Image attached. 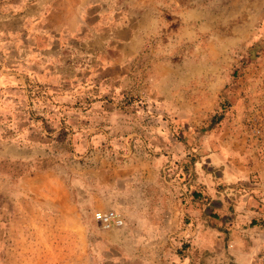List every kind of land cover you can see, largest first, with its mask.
<instances>
[{
  "label": "rangeland",
  "instance_id": "obj_1",
  "mask_svg": "<svg viewBox=\"0 0 264 264\" xmlns=\"http://www.w3.org/2000/svg\"><path fill=\"white\" fill-rule=\"evenodd\" d=\"M22 1L0 0V7L8 5V9ZM201 5L186 0V9L175 16L179 32H170L163 52L140 55L130 94L108 102L123 107V118L80 109L53 112L48 107L53 99L38 91L34 80L0 79V264H250L246 237L242 233V242L234 245L230 226L222 225L228 217L213 216L217 231H210L211 223L194 224L178 213L171 222H146L154 205L143 199L137 205L144 221L133 222L112 208L123 215L125 225L105 230L95 220L98 211L89 207L90 193L79 189L74 180L96 163L80 159L90 146L73 143L74 137L120 138L103 146L122 152L148 151L153 147L149 135L158 120L168 122L162 131L167 140L161 138L156 145L167 143L177 151L172 168L191 169L189 159L195 150L210 151L214 143L219 145L217 152L229 150L237 166H243L252 138L246 134L247 122L264 120V111H256L257 105L240 106L248 97L256 98L264 85L260 76L249 77L264 76V61L260 63L264 0H203ZM8 50L0 48V59ZM19 56L16 50L15 61ZM6 66L0 64L2 70ZM160 69L164 75L186 72L184 79L180 75L172 81V94L165 100L185 108L173 107L169 112L157 108L163 100L154 97L152 89L161 86ZM85 100L75 103H90ZM259 151L256 147L255 153ZM134 161L120 156L115 162L126 166ZM163 163L170 165L165 159ZM154 233L157 238L152 239Z\"/></svg>",
  "mask_w": 264,
  "mask_h": 264
},
{
  "label": "crops",
  "instance_id": "obj_2",
  "mask_svg": "<svg viewBox=\"0 0 264 264\" xmlns=\"http://www.w3.org/2000/svg\"><path fill=\"white\" fill-rule=\"evenodd\" d=\"M194 1L202 6L203 0ZM185 4L186 0H23L8 9V5L2 6L0 48L9 50L0 59V64L7 65L4 70L0 67V79L2 82L17 78L24 82L34 80L39 84L36 89L53 99L54 103L48 105L53 112L80 109L123 118V107L108 102L130 94L143 52L152 57L161 54L170 32H179L180 23L175 16L181 14L183 7L186 9ZM16 50L20 55L17 61ZM263 61L264 56L260 63ZM180 75L184 79L186 72L164 75L160 69L157 81L161 86L152 89V95L163 100L157 106L160 110L185 108L165 101L172 94V81ZM261 75L254 73L249 77L260 76L262 82ZM258 91L256 98L245 94L248 100L240 106L257 105L256 111H264V85ZM83 99L90 103H75ZM156 124L149 135L153 147L148 151L122 152L103 146L104 142L115 144L120 138L116 141L111 137L105 140L102 136V139L101 135L74 137L73 143L90 146L86 157L80 159L96 161L86 168L84 175L78 173L74 179L79 189L90 193L89 207L95 211L115 208L133 222L144 221L137 204L146 199L149 205H154L146 222H171L178 213L179 217L191 218L194 224L202 220L211 223L210 231L218 230V221L213 219L218 213L224 219L228 217L222 220V225L230 226L234 245L242 242V233L246 237L247 255L251 258L264 243V164L255 153L256 141L249 140L250 154L243 158L241 167L229 150L219 153V145L214 143L210 151L202 147L195 150L189 159L191 169L188 166L175 169L171 167L176 160L175 147L167 143L156 145L161 138L167 140V133L162 131L168 122L158 120ZM246 134L250 136L249 132ZM176 147L178 153L183 150L180 143ZM110 155L113 156L109 158ZM120 156L132 157L135 161L122 166L115 162ZM164 159L169 166L164 165ZM186 234L185 231L183 235ZM153 236L152 239L157 238L156 233Z\"/></svg>",
  "mask_w": 264,
  "mask_h": 264
},
{
  "label": "built area",
  "instance_id": "obj_3",
  "mask_svg": "<svg viewBox=\"0 0 264 264\" xmlns=\"http://www.w3.org/2000/svg\"><path fill=\"white\" fill-rule=\"evenodd\" d=\"M247 126L250 136L258 144V148H260L258 152L259 161H262L264 164V120L251 119V121L247 122ZM95 220L105 230L121 229L125 225L123 215L113 209L96 212ZM262 229L264 234V225ZM250 264H264V245L263 248L252 256Z\"/></svg>",
  "mask_w": 264,
  "mask_h": 264
}]
</instances>
